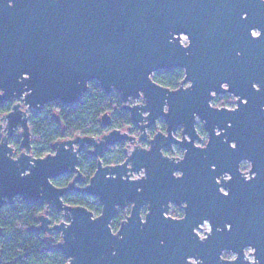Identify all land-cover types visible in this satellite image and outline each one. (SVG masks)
Returning <instances> with one entry per match:
<instances>
[{
    "label": "water",
    "instance_id": "obj_1",
    "mask_svg": "<svg viewBox=\"0 0 264 264\" xmlns=\"http://www.w3.org/2000/svg\"><path fill=\"white\" fill-rule=\"evenodd\" d=\"M170 70L183 71L176 90L152 80ZM91 82L119 95L138 136L130 128L76 136L34 158L30 113L76 106ZM225 94L235 109L211 105ZM9 103L0 209L17 198L44 205L36 230L59 236L66 264H264V0H0V107ZM158 122L165 131L149 139ZM101 125L111 127L108 115ZM117 145L124 161L105 166ZM173 148L182 156L165 155ZM86 151L96 161L88 182L78 168ZM63 176L68 186H54ZM71 192L97 199L100 215L66 205ZM204 223L210 232L200 239Z\"/></svg>",
    "mask_w": 264,
    "mask_h": 264
},
{
    "label": "trees",
    "instance_id": "obj_2",
    "mask_svg": "<svg viewBox=\"0 0 264 264\" xmlns=\"http://www.w3.org/2000/svg\"><path fill=\"white\" fill-rule=\"evenodd\" d=\"M183 79V71L170 70L157 72L152 80L169 90H176ZM229 97L216 99L214 104L222 106L228 103ZM12 103L0 107V116L10 111ZM108 115L111 127L104 128L101 118ZM127 112L117 93L105 94L95 82L89 84L87 93L80 103L73 107H65L54 103L44 107L39 113H30L29 127L31 132V154L34 158H43L52 153L51 146L57 141L73 139L76 136L98 138L114 129L123 130L131 126ZM164 129V127H163ZM202 137L205 132L199 127ZM20 139L10 141L17 152ZM123 145H117L108 150L102 157L103 164L117 165L123 162ZM181 151H179L180 153ZM78 168L85 180L94 175L96 161L86 151L79 157ZM71 177L63 176L52 183L58 188L68 186ZM63 202L71 207H83L99 216L101 206L97 199L86 195L71 192L63 198ZM44 205L40 202H26L17 198L10 205L0 209V264H66L67 260L61 250L56 248L59 236L55 235L52 241H47L42 232L36 230L38 217L43 213ZM180 210L174 208L172 217H179ZM129 210H119L111 228L116 232L120 223L125 220ZM50 219L53 222L60 220V215L51 211ZM227 255H225L226 257Z\"/></svg>",
    "mask_w": 264,
    "mask_h": 264
},
{
    "label": "flooded vegetation",
    "instance_id": "obj_3",
    "mask_svg": "<svg viewBox=\"0 0 264 264\" xmlns=\"http://www.w3.org/2000/svg\"><path fill=\"white\" fill-rule=\"evenodd\" d=\"M180 84V83H179ZM179 87V86H178ZM217 98L215 97L214 98V100H213V102L216 100ZM141 101H137L136 103H140ZM163 127H164V129H163ZM199 127L200 128H202L203 129V127H202V124L200 123L199 124ZM127 128H130L131 130H130V135H132V136H138V130L134 127V125L132 124L131 126H128ZM196 129H197V131H198V133H199V128H198V126H196ZM165 131V126H164V123L163 122H158L157 123V125L155 126V127H153L152 129H150V130H148L147 131V134H148V136H149V139H151L155 134H157L158 132H164ZM204 131V130H203ZM199 135H200V133H199ZM201 136V135H200ZM177 138H180V131H178V133H177V136H176ZM202 137V136H201ZM0 138H1V135H0ZM202 139H203V142L201 143V146H203L204 144H205V142H206V134H205V136L204 137H202ZM139 145H141L142 147H144V148H147L148 147V145H147V143H139ZM179 149L178 148H173V150L172 151H165V155L166 156H169V157H181L182 156V151L179 153ZM124 161V160H123ZM242 171V170H241ZM244 173V172H243ZM246 176H248V175H246ZM173 208H178L179 210H181V208H179V207H173ZM182 211V210H181ZM182 216H183V211H182ZM182 216L180 217V218H182ZM180 218H175V219H180ZM225 258V257H224ZM226 259V258H225Z\"/></svg>",
    "mask_w": 264,
    "mask_h": 264
},
{
    "label": "built area",
    "instance_id": "obj_4",
    "mask_svg": "<svg viewBox=\"0 0 264 264\" xmlns=\"http://www.w3.org/2000/svg\"><path fill=\"white\" fill-rule=\"evenodd\" d=\"M225 97H229L230 98V100H229V102L228 103H223L222 104V106H216L215 104H214V102H212L211 103V105L213 106V107H216V108H226V109H230V110H232V109H235L236 108V103H233V102H236V99L235 98H233L231 95H228V94H225V95H220V96H216V98L217 99H223V98H225ZM245 165V166H244ZM241 170H242V172H244L245 174H247L248 173V171H249V165H247V164H242V166H241ZM247 172V173H246ZM174 208L172 207V209H171V211H170V216L172 217V210H173ZM180 216L179 217H173V218H180L181 216H182V211L180 210ZM128 216V215H127ZM200 229H198V230H195V233L198 235V237L200 238V239H204V238H206V236H207V234L210 232V227H209V225L207 224V223H204L202 226H200L199 227ZM202 229V230H201ZM206 232V234L204 235V233ZM246 253V257L248 258V260L249 261H253V258L252 257H249V251H246L245 252ZM225 255H228V254H224V256L223 257H225ZM231 255V254H230ZM235 258V256L234 255H232V258L231 259H234ZM231 259H229V260H231Z\"/></svg>",
    "mask_w": 264,
    "mask_h": 264
},
{
    "label": "rangeland",
    "instance_id": "obj_5",
    "mask_svg": "<svg viewBox=\"0 0 264 264\" xmlns=\"http://www.w3.org/2000/svg\"><path fill=\"white\" fill-rule=\"evenodd\" d=\"M183 43H184V44L186 43V40H185V39L183 40ZM12 104H13V103H12ZM199 124H200V122L197 124L198 128H199ZM0 134H1V132H0ZM15 135H16V136L12 137L11 140H12L13 138L20 139V136H19V133H18V132H16ZM17 136H18V137H17ZM11 140H10V141H11ZM11 146H12V145H11ZM244 166H245V165H244ZM225 258L229 260V259L232 258V255L228 254Z\"/></svg>",
    "mask_w": 264,
    "mask_h": 264
},
{
    "label": "snow or ice",
    "instance_id": "obj_6",
    "mask_svg": "<svg viewBox=\"0 0 264 264\" xmlns=\"http://www.w3.org/2000/svg\"><path fill=\"white\" fill-rule=\"evenodd\" d=\"M233 147H235V145H233ZM225 195H227V193H225Z\"/></svg>",
    "mask_w": 264,
    "mask_h": 264
}]
</instances>
